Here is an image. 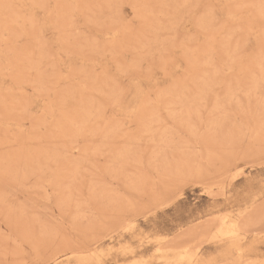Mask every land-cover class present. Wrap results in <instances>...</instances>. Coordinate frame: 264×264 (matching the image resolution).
<instances>
[{
  "label": "rangeland",
  "instance_id": "obj_1",
  "mask_svg": "<svg viewBox=\"0 0 264 264\" xmlns=\"http://www.w3.org/2000/svg\"><path fill=\"white\" fill-rule=\"evenodd\" d=\"M0 264H264V0H0Z\"/></svg>",
  "mask_w": 264,
  "mask_h": 264
},
{
  "label": "bare ground",
  "instance_id": "obj_2",
  "mask_svg": "<svg viewBox=\"0 0 264 264\" xmlns=\"http://www.w3.org/2000/svg\"><path fill=\"white\" fill-rule=\"evenodd\" d=\"M228 229V228H227ZM183 256V255H182ZM241 259V258H240Z\"/></svg>",
  "mask_w": 264,
  "mask_h": 264
}]
</instances>
